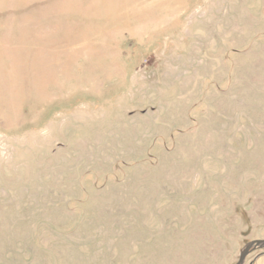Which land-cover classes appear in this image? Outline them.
Wrapping results in <instances>:
<instances>
[{"label":"rangeland","instance_id":"rangeland-1","mask_svg":"<svg viewBox=\"0 0 264 264\" xmlns=\"http://www.w3.org/2000/svg\"><path fill=\"white\" fill-rule=\"evenodd\" d=\"M262 238L264 0H0V264Z\"/></svg>","mask_w":264,"mask_h":264},{"label":"water","instance_id":"water-1","mask_svg":"<svg viewBox=\"0 0 264 264\" xmlns=\"http://www.w3.org/2000/svg\"><path fill=\"white\" fill-rule=\"evenodd\" d=\"M257 248H264V238L248 241L240 250L238 260L235 264H244L246 255Z\"/></svg>","mask_w":264,"mask_h":264},{"label":"flooded vegetation","instance_id":"flooded-vegetation-1","mask_svg":"<svg viewBox=\"0 0 264 264\" xmlns=\"http://www.w3.org/2000/svg\"><path fill=\"white\" fill-rule=\"evenodd\" d=\"M261 249V248H260Z\"/></svg>","mask_w":264,"mask_h":264}]
</instances>
